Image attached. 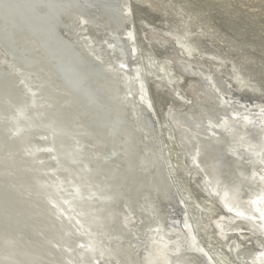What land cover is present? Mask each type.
<instances>
[{
  "label": "water",
  "instance_id": "1",
  "mask_svg": "<svg viewBox=\"0 0 264 264\" xmlns=\"http://www.w3.org/2000/svg\"><path fill=\"white\" fill-rule=\"evenodd\" d=\"M121 3L122 0H0V113L5 118L0 123V261L11 255L19 264L44 263L39 258L30 257V253L48 248L53 242L62 246L72 243L67 226L62 223L57 211V207L61 206L59 203H63L66 197L50 192V186H47L49 183L37 177L36 168L27 165L25 161L31 150L52 153L49 149H53L55 153L52 160L61 167L76 157L74 154L86 139L104 138L119 149L120 165L126 173L116 174L112 168L96 166L85 157H78L75 159L79 161L76 168L70 167L54 182L62 178L67 182L86 180L88 185L84 194L102 191V194L108 196L129 198L138 191V206L142 209L149 192L146 178L139 169L141 148L138 140L146 142L148 139L160 166L153 185L164 198L159 202V213L166 229L171 225L168 213L182 210L167 173L165 158L161 154V135L155 116L139 98V86L133 69L138 59L131 54L129 41L124 35L130 23L124 20ZM100 16L113 29L116 46L125 50L126 59L118 77L104 69L108 61L104 47L96 48L100 36L96 37L93 33L90 20ZM83 19L87 21L83 22ZM84 28L89 29L94 39L93 45L89 47L81 39ZM97 53L102 55L103 60L96 56ZM8 58L26 75L23 83L12 79L6 63ZM52 76L57 77L59 82ZM34 81L41 84L45 96L41 108L38 107V100L24 97L26 88L34 84ZM239 109L232 107L227 112L230 114L234 110L235 113ZM183 122L187 127L191 126L188 120ZM77 123H82L83 131L76 130ZM217 134L222 139L218 142L211 139V144H217L212 145L213 152L206 153H210L219 164H227L231 162L232 153L224 149L236 137L221 130H217ZM187 135L190 141L196 142L189 133ZM260 144L264 153V140ZM189 151L191 155L192 149ZM245 153L241 149L238 155L245 159ZM89 164L96 166L97 171L83 180L81 173L84 169L87 171ZM233 168L231 165L229 168L223 166L218 168V173L222 176L225 172L222 176L224 181L229 176L233 184H242L241 173ZM229 169L231 171L227 174ZM243 170L251 174L254 167L248 163ZM253 184L257 188L261 181L255 180ZM205 185L207 188L210 186L206 181ZM244 190L247 191L244 197L253 196L251 186L247 185ZM211 194L218 204L226 208L221 198ZM27 195L37 196L39 200L31 202ZM47 197L55 199H52V204L45 199ZM116 209L121 218L120 223L118 217V224L122 226V232L126 233L127 242L138 262L145 264L143 250L148 248L150 226L156 225L157 221L150 223L144 220L130 206L129 211L136 222L129 227L122 216V213H129L128 210L121 205ZM38 210L42 213H38ZM109 213L103 212L100 224L90 221L89 228L106 224ZM112 228L118 231V227ZM258 237L264 239V232ZM185 258L202 263L205 261L203 257L184 254L182 259ZM86 259L90 262L91 257Z\"/></svg>",
  "mask_w": 264,
  "mask_h": 264
},
{
  "label": "bare ground",
  "instance_id": "2",
  "mask_svg": "<svg viewBox=\"0 0 264 264\" xmlns=\"http://www.w3.org/2000/svg\"><path fill=\"white\" fill-rule=\"evenodd\" d=\"M128 3H130V0L129 2L128 0H122L121 5L123 6L125 19L124 17H120L119 19L122 18L121 20L124 19L128 21V23H131L132 19L130 16L131 14H129L130 6ZM116 10L117 9L115 8V11ZM85 20L87 21V19H83V22H86ZM90 21L93 33L96 34V37L100 36V40H98L99 45L97 44L96 48L98 49L100 46H103L105 49V54L108 55V61L106 62L104 69L112 76L118 77V75L122 73L123 62L126 59L124 56L125 50L116 46L117 42L113 37V29L110 28V25H108V21H105V18L103 16L91 19ZM120 26L121 24H119V27ZM131 28L132 27L130 25V27L125 29L124 35L129 41L131 54L135 55V57L138 59L139 46L137 45V47L134 44L135 35L133 34L134 32L133 29L131 30ZM88 30L89 29L84 28L81 31V39L87 47H89V45H93L94 42V39L92 38ZM161 44L165 47L169 46L165 39L161 40ZM96 56L103 60L101 54L97 53ZM6 63L12 79L17 80V82L23 83L24 78H26L24 72L20 71V69L15 65V62L10 58L6 60ZM143 68L141 67V64L139 65V63L137 65H133L134 78L136 79V83L139 86V98L149 107L151 113H153V108L147 96V88L149 87H147L146 85L147 82L143 75ZM174 68H176L179 73L185 76V84H187L189 80V85H187L188 91H185L184 93L186 95L181 94L183 100L180 102V99H178L177 102H180L181 109L185 108L186 111L191 110V114H189L188 111V114L186 115L181 114L183 111H181V113L177 115L178 112H175L173 110L176 114L174 118L176 119L177 125V128L175 127L176 131H174L179 136L178 137L176 135V137H178L179 139V141L177 140V142H180L181 145L179 143L178 144L182 146L181 148H183L185 152L184 154L187 153L189 155L191 153V151L189 150L192 149V156H189L191 157L190 159H192L191 161L194 162V165H196L195 169H198V172L202 171L206 175H204V177H199L198 174L202 176L203 173H193L194 170H192L191 167V170L193 172H189L190 168L188 170L190 179L194 180L197 185L199 184V186H201V181H203V183L206 181V183L210 185L207 189H210L211 193L216 195V198H221L226 206V208H224L219 203V205H221L223 209V212L216 211L215 208H212L210 210L211 215L209 216V218H213L214 220L216 218V223L222 232H219V235H222L221 237L226 239L224 240L227 245L225 247H222L219 244H216L215 240H213L212 237H207V242H209V245L213 246L211 250L206 249L205 251L202 249L204 248L202 244H197L192 228L188 223V219L185 218V216L187 217V215H185L187 211L185 212L184 209L188 207V197H186L182 192L180 183L175 179L174 176L176 170L175 166L177 162L172 160L173 157H171L172 159L170 157H167L171 147L169 145H173L174 142L172 141V135L176 134L170 133L169 130L171 129V127L169 125V130L163 129L162 126V132L159 129V133L161 135L160 149L161 154L163 153V157L165 158L167 173L177 193L179 204L181 205L182 210L178 213L174 210L168 213V220L171 223L168 229L164 227L163 220L161 219V214L159 213V202L160 200H164V198L161 193L157 192L154 189L153 185L155 178H157L158 176L160 166L155 152L151 149L152 147L150 146V142L148 139H146V142H143L140 139L138 140V145L141 148V160L139 169H141V173L143 174L144 178H146V186L148 187V192L151 194L150 195L148 193L147 199L143 201L142 209L140 206H138L139 203L137 201V197L140 195L138 191L129 198L121 197V195L116 197H113L111 195L108 196V194H102V191H94L89 194H84L83 191L88 185V181L84 179L87 176L91 177L90 175L95 174V172L97 171L96 166L112 168V170L116 174L126 173L120 165L121 156L120 152H118L119 149L115 148L116 146L113 147V145L106 141L104 138L100 140L86 139L82 144V147H79V152L76 151V153L74 154L76 157L71 159L70 162H65V164H63L61 167L56 165L52 160L53 154L55 153L53 149H49L50 151H52V153H50L49 151H47L46 153L45 151H42L40 153L36 150H31L28 153L27 161L25 162L27 163V165L31 164L34 168H36L37 177L49 183L47 186H50V192H52L53 194L59 193V195L66 197L63 203H59L61 204V206L57 207V211L60 220L62 221V223H64L65 226H67V232L72 242L69 245L65 244V246L53 242L48 248L32 251L30 253V257L32 256V258L35 259L39 258L42 262H44L38 264H140V262H138L137 260L138 258L132 251L133 249L127 242L128 238L126 236V233L122 232V226L118 224V217L120 218V215L116 211V208L119 205L124 207L125 210H128L129 212L122 213L123 220L126 226L130 227V225H132L131 223L136 222V220L134 219L135 217H133L132 213L129 211L130 206L135 208L137 215L139 217L143 216L144 220L149 221L150 223L153 221H157L156 225L154 224L150 226L148 248L143 250L142 257L145 264H203L204 262L206 264H231L230 262H228L229 256L227 255V253L230 251L231 255L235 254V257L241 263L264 264V239L262 237H258L259 234L261 235L262 232H264V153L260 144L264 140V105H261L258 102H253L260 101L257 99L259 96L255 95L254 92V95L250 94L251 100L242 99L241 95H243L242 93L244 91L243 87L241 86L237 90H242V93L241 91H239V93H236V91L231 92L233 86L236 83L234 84L232 82V84H234L233 86L231 83L227 84L216 73L211 72V70L207 69V67L204 68L203 66L202 68H197L192 67V64L190 65L187 63H178ZM183 76H179V79L182 83L184 82ZM36 79L37 81L39 80L38 77H36ZM53 79L59 82L57 77ZM37 81H34V84H31L30 87L26 88L24 97L38 100V107L41 108L44 106L45 96L43 95L41 84ZM181 92L182 91H180V93ZM248 92L250 91H247V93ZM179 95L180 94H178V96ZM252 99L254 100L252 101ZM247 101L250 103H247ZM232 107H239L240 109L235 113L234 110H232V112H230L229 114V112L227 111H229V109H232ZM247 107H250V109L248 108L247 110ZM170 119L172 120V118ZM188 119H191V121H189L191 126L189 127L184 125L183 122ZM171 120H169L168 122L171 123ZM3 121H5V118L0 113V123H2ZM176 125L174 124V126ZM236 125H238L239 127H236ZM75 127L77 131H83L82 123H77ZM217 130L224 131V133H227L228 135L232 134V136L234 134V137H236L234 138L233 142H231V145L229 147H225L224 149L225 152L232 153L231 162L227 164H219L218 161L210 153H206L208 151H211V148H213L212 145L214 146L215 144H217H211L213 142L211 141V139L216 140V142L222 139L220 136H218ZM112 132H115V130H112ZM186 132L191 135L190 137L195 138L196 142L190 141L187 137L188 135ZM166 136L169 137V142L168 139H166ZM206 143H209V145L207 146ZM241 149L246 151V160L244 159V157L238 155V152ZM78 157H85L88 162H94L93 165H96L93 166L89 164L87 171L84 169V172L81 173L82 179L84 181L75 180V182H67L62 178L61 181L54 182L56 178L59 179L60 175H62L64 171L69 170L70 167L76 168L79 161H76L75 159ZM183 158L184 157H182L181 155V165H184L185 163L183 161ZM72 160H75L76 162ZM178 162L180 161L178 160ZM248 163L252 164L254 167V170L253 172H251V174L250 172L247 173L243 170L245 164ZM230 165L234 167L235 170H237V173H241L242 184L239 182L236 185L233 184V181L229 179V176L224 181V179H222V176L225 175V172L222 176H220L221 174L219 175L218 168H223V166L224 168H229ZM255 168L257 170H255ZM185 170L187 171V169ZM230 171L231 170L229 169L226 173L228 174L230 173ZM255 180L261 181V184L257 186V188L255 186L256 184H253ZM247 185L251 186L254 191L253 196L248 198L247 196L244 197L247 193L244 188ZM201 189L203 191V188ZM135 190L137 189L135 188ZM26 197H28L27 199L31 202H36L39 200L37 199V196L35 197L33 195H27ZM45 199L49 200L50 204H52V199L54 198L51 199L50 197H47ZM208 202L209 204L211 203L210 206L215 207L216 204L214 205V202ZM54 204H56V202ZM38 208L41 211L43 210L40 207ZM40 210H38V213H42ZM103 212H110L109 216L107 217L108 220L106 221V224H104L103 226L96 225L95 227L93 226L92 228H89L88 225L90 221L99 222L100 224L99 219ZM174 212L178 214L177 218H179V220L183 217V223L186 222L184 223V227L188 230V234H190L191 236L190 241L185 240V238H187V231L185 230L186 232L184 233V230L182 229L183 227H181L182 223L180 222L182 220H180V222L178 221V226H176V222H174L176 224H173L175 218L173 217ZM177 218L175 219L177 220ZM120 221L121 218L119 222ZM140 225L141 224H139V227H141ZM114 226L118 227V231H115L114 228H112ZM205 229L206 228L204 226V231ZM136 234L137 233H135V235ZM135 237L138 238V235H136ZM231 239L236 240L233 241L232 244H229L232 241ZM201 246L203 247L201 248ZM228 249L230 251L227 252ZM184 254L195 257H203L205 261L202 263L196 260L186 258L182 259L184 257ZM61 255H64V257L62 258ZM88 256L89 258L91 257L90 262L86 259ZM0 264L19 263H16L11 255H7L2 258ZM22 264L26 263L23 262Z\"/></svg>",
  "mask_w": 264,
  "mask_h": 264
},
{
  "label": "rangeland",
  "instance_id": "3",
  "mask_svg": "<svg viewBox=\"0 0 264 264\" xmlns=\"http://www.w3.org/2000/svg\"><path fill=\"white\" fill-rule=\"evenodd\" d=\"M128 4L132 19L130 23L131 30L133 29V34L136 36H134V44L139 46H137L138 63L141 64L142 68L144 67L142 69L143 75L147 82L146 85L149 87L147 88V96L160 131L161 126L166 130L171 127L170 133L175 134L177 128L176 119L174 118L176 116L175 112H178V115L183 111L181 114L186 115L189 111H186L185 108L181 109L180 105L183 100L182 95L185 91H188L189 80L185 84V76L174 68L178 63L192 64V67L197 68L207 67L227 84L236 83V87L232 84L234 86L231 92L236 91V93H239L241 91L242 93L244 91L241 95L244 100H251L250 94L254 92L255 95L260 97L257 98L260 101H253L254 99L252 101L264 105V0H130ZM162 39H165L169 46H163L161 44ZM179 76H183V83L180 81ZM240 86L243 87V91L237 90ZM180 91L182 92L180 93ZM247 91L250 92L247 93ZM178 94L180 95L178 96ZM178 99H180V102H177ZM247 103L250 102L247 101ZM248 108L250 109V107H247V110ZM189 114H191V110ZM169 120H171V123L168 122ZM188 121H191V119H188ZM176 135L178 136L177 133L172 135L174 139L172 141L174 142L173 145L170 144L169 146L173 149L170 147L167 157H173L171 159L177 162L174 176L179 181L182 192L188 197V207L184 209L185 212L187 211L185 214L187 217L185 216V218L188 219L197 244L204 246V248L201 246L203 250H211L213 247L207 242V237H212L216 244L225 247L227 245L226 239L219 235L222 232L216 223V218L215 220L209 218L212 208L222 212L223 209L216 199L210 195L211 193H208L207 187H204L206 186L205 182L201 181L203 184L200 183L201 186H199L194 180L190 179L189 168V172H193L192 170H194L193 173L197 172L198 174L200 172L195 169L191 157L187 153L184 154L180 142H177L179 136L176 137ZM166 139L169 142L168 136H166ZM181 155L184 157V165H181ZM185 155H188L187 158L189 157L188 160L190 161L187 160ZM198 176L202 177L199 174ZM201 188H203V191ZM208 201L214 202L215 207L210 206L211 203L209 204ZM173 215L175 218L178 216L176 212ZM175 218L173 224L177 223L176 226H178V221L180 222L183 217L180 220ZM183 221L180 223H182L181 227H183L184 233L187 231L185 240L190 241L191 236L184 227L186 222L183 223ZM231 240L229 244H232L236 239ZM228 251L230 250L228 249ZM227 255L229 256L228 262L231 264H245L241 263L235 257V254L231 255V251Z\"/></svg>",
  "mask_w": 264,
  "mask_h": 264
}]
</instances>
